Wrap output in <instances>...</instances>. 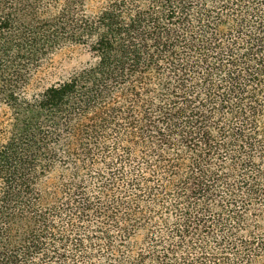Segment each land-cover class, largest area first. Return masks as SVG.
Returning <instances> with one entry per match:
<instances>
[{
	"label": "trees",
	"instance_id": "obj_1",
	"mask_svg": "<svg viewBox=\"0 0 264 264\" xmlns=\"http://www.w3.org/2000/svg\"><path fill=\"white\" fill-rule=\"evenodd\" d=\"M0 264H264V0H0Z\"/></svg>",
	"mask_w": 264,
	"mask_h": 264
},
{
	"label": "rangeland",
	"instance_id": "obj_2",
	"mask_svg": "<svg viewBox=\"0 0 264 264\" xmlns=\"http://www.w3.org/2000/svg\"><path fill=\"white\" fill-rule=\"evenodd\" d=\"M83 58L84 55L80 54L79 50L57 51L38 72V83L46 85L65 75L72 67L78 65Z\"/></svg>",
	"mask_w": 264,
	"mask_h": 264
}]
</instances>
